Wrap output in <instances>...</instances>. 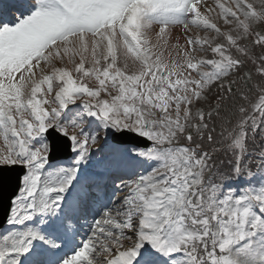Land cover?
<instances>
[{"label": "snow or ice", "instance_id": "6c2138e0", "mask_svg": "<svg viewBox=\"0 0 264 264\" xmlns=\"http://www.w3.org/2000/svg\"><path fill=\"white\" fill-rule=\"evenodd\" d=\"M216 7L0 0V264H264V0Z\"/></svg>", "mask_w": 264, "mask_h": 264}, {"label": "rangeland", "instance_id": "374dc122", "mask_svg": "<svg viewBox=\"0 0 264 264\" xmlns=\"http://www.w3.org/2000/svg\"><path fill=\"white\" fill-rule=\"evenodd\" d=\"M205 2L207 3L208 7H211L213 9V12L211 14L205 12L204 13L205 15H210L211 16V15H216L217 13H219L220 10H219V8L216 7V0H202V3H205ZM219 2H222V0H219ZM2 3H3V5H8L9 4L7 2V0H2ZM10 9L11 8L8 9V15L10 17L18 14L16 12L15 8L13 9V11H10ZM202 11H204V10L202 9ZM213 22L217 23L218 27H220L222 30H225V25L223 24L222 18L219 21L213 20ZM154 27H156V26H154ZM156 30L158 31V27H156ZM171 33H172V35H171V38H170V43L174 44V43L177 42V40H179V43H181V44L184 43L185 38L182 35V28L180 26H176V27L171 28ZM195 33H198L200 35L204 34L203 32H200V30H198V29H195ZM71 159H72V157H70L68 159V161L70 163H71ZM51 164H52V168L53 169L56 168L57 166L63 165V163L60 160L51 161ZM117 183H119V181H117ZM111 187H112L111 184H109V191H111ZM119 195H122V193L117 191L116 192V196H119ZM101 211H102V209H101ZM91 220H92V216H88L87 217V221L91 222ZM81 224L83 225V227L81 229V235H78L77 238H76L77 241L83 239L84 238V234L88 232V228H87L88 224L84 220L81 221ZM8 227H9L8 225L5 226V228H7V229H8ZM5 228L0 230V234L5 232L4 231V230H6Z\"/></svg>", "mask_w": 264, "mask_h": 264}, {"label": "water", "instance_id": "95a60500", "mask_svg": "<svg viewBox=\"0 0 264 264\" xmlns=\"http://www.w3.org/2000/svg\"><path fill=\"white\" fill-rule=\"evenodd\" d=\"M16 171L18 172L19 170L17 169ZM9 175L10 182L6 187H3L2 182H0V226L5 220V207L7 206L8 200L15 190V172L10 173Z\"/></svg>", "mask_w": 264, "mask_h": 264}, {"label": "bare ground", "instance_id": "6f19581e", "mask_svg": "<svg viewBox=\"0 0 264 264\" xmlns=\"http://www.w3.org/2000/svg\"><path fill=\"white\" fill-rule=\"evenodd\" d=\"M88 224V223H87Z\"/></svg>", "mask_w": 264, "mask_h": 264}]
</instances>
